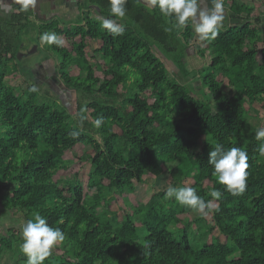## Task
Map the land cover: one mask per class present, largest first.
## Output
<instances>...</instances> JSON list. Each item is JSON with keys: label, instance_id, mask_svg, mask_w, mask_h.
Instances as JSON below:
<instances>
[{"label": "trees", "instance_id": "obj_1", "mask_svg": "<svg viewBox=\"0 0 264 264\" xmlns=\"http://www.w3.org/2000/svg\"><path fill=\"white\" fill-rule=\"evenodd\" d=\"M110 7L109 0H83L74 26L57 18L36 24L19 4L9 16L0 13V208L20 211L26 221L40 214L65 233L44 264H264V156L257 151L264 141L255 138L262 125L248 121L259 117L264 103L263 37L241 22L220 29L214 41H201L208 53L194 60L192 27L177 29L158 9L127 0L119 21L124 33L113 36L102 27ZM231 8L251 18L245 6ZM34 29L71 45L49 49L57 55L61 86L77 96L75 108L56 93L39 101L37 75L21 67L18 52ZM87 42H100V57L112 61L100 75L84 62ZM15 74L24 77V87L9 84ZM224 80L231 97L221 90ZM73 130L80 135L70 136ZM215 144L248 153L242 194L232 195L213 175L208 161ZM75 148L74 158L90 173L57 178L70 166L59 155ZM164 172L175 185L194 181L190 187L206 201L213 189L222 198L207 217L165 199V191L133 205L130 196L144 177ZM118 197L121 220L108 209ZM12 231L4 229L0 255L14 246Z\"/></svg>", "mask_w": 264, "mask_h": 264}, {"label": "clouds", "instance_id": "obj_2", "mask_svg": "<svg viewBox=\"0 0 264 264\" xmlns=\"http://www.w3.org/2000/svg\"><path fill=\"white\" fill-rule=\"evenodd\" d=\"M19 11L27 12L34 8L38 0H16ZM110 17L102 18V27L113 36L124 33V27L119 21L124 20L127 14V0H109ZM210 7L203 8L201 0H147L150 10L158 9L159 13L173 21V27L183 30L194 28L201 41H214L219 35L225 20V0H209ZM42 43L62 47L64 40L54 32L41 35ZM36 91V88L31 89ZM86 117L81 116V127ZM95 127L103 124V118L95 120ZM80 132L73 130L70 136L76 138ZM255 138L264 141V127L255 131ZM260 156H264V142L257 149ZM209 165L213 168V175L218 178L220 185L232 195H240L246 190L249 168L248 153L240 147L225 148L222 144H215L209 153ZM213 199L205 200L198 195L195 188L190 186L169 185L165 190V199H174L178 204L187 207L193 212L207 217L216 207L215 201L222 198V192L213 189L209 194ZM21 251L27 257L25 264H44L51 257L53 250L64 244L65 233L58 227L49 225L47 218L35 214L32 219L21 224Z\"/></svg>", "mask_w": 264, "mask_h": 264}, {"label": "rangeland", "instance_id": "obj_3", "mask_svg": "<svg viewBox=\"0 0 264 264\" xmlns=\"http://www.w3.org/2000/svg\"><path fill=\"white\" fill-rule=\"evenodd\" d=\"M1 14L9 16L8 14H6V11L3 10ZM51 14L52 13H43V16L50 18ZM79 15V12H76L68 22H66L65 19L62 18L64 17L63 14H61L62 17L58 15L55 17L59 20V23L61 25L74 26L80 23V19L78 18ZM31 19L36 24L40 23V21L35 17L34 14H32ZM36 30L37 29H34L35 33L31 37L25 38V43H23L20 51L18 52L17 58L20 62L21 67L24 69L32 68V70H34V73L37 75L36 86L38 90L35 93L40 94L41 97L39 98L38 96L39 101H44L42 97L44 95L42 94H46V92V98L48 100L54 99L56 97L54 93H56L57 96L61 98V103H63L69 108H75L77 103V96L72 92L64 90L58 79V72L55 66L56 64H58L57 55L51 49H49L51 46L55 45H48L47 43H42L40 40L41 36L38 35V31ZM75 43L78 44L79 39L75 40ZM198 45L200 44L198 43ZM63 47L67 48L68 50H71L72 48L71 45H68L65 41ZM35 48L36 50H34ZM82 52L84 55V62L86 64H89L91 67L95 68L97 75H100L99 72L105 67L111 65L112 63L111 59L104 61L100 57V42H87L86 44H84ZM159 56L165 59V54L160 53ZM76 72L77 70H74V74H76ZM44 83H49V86H44ZM9 84L13 87H24L26 85V80L21 74H15L9 77ZM197 90L198 88H196L195 91ZM221 90L223 94L227 97H231L234 93L233 90L228 86L226 80L222 81ZM262 105L263 108L260 110L259 117L257 118L255 116H251L248 119V121L254 126L262 125V127H264V103ZM255 107L257 109H260V106L258 104H256ZM213 108L215 110L214 104ZM74 110L75 109H73L72 111ZM79 150V148H75L72 153L68 152L66 154L59 155V159L61 161H67L70 166L68 167L67 172L60 173L57 178H70L72 174H77L80 178H83L84 176L90 173V166L88 164H83L77 161V159L73 156V154H79ZM193 184L194 181L189 180L185 182L184 186H190ZM169 185L181 187L180 185H175L172 183L168 172H164L158 178H155L153 176H145L144 183L137 185L136 191L130 196V201L133 205L145 204L148 202V200L154 193L158 191H165ZM121 204L122 200L118 197L117 201L112 202L110 207L108 208L111 212L117 214L118 219L120 220L123 217V212L119 209ZM183 219L190 220L189 217H183ZM25 221L26 219L20 211H7L0 208V237L4 235V229H6V227H10L13 229L10 241L12 242V244L15 243L14 246L11 247L10 251L9 249L8 251L5 250L2 255H0V264H25L27 257L21 251V224ZM216 236H218V232H215L209 238V240L215 242ZM53 251H55V249Z\"/></svg>", "mask_w": 264, "mask_h": 264}, {"label": "crops", "instance_id": "obj_4", "mask_svg": "<svg viewBox=\"0 0 264 264\" xmlns=\"http://www.w3.org/2000/svg\"><path fill=\"white\" fill-rule=\"evenodd\" d=\"M142 1L147 4V0ZM82 2L83 0H38L36 6L34 8H30L29 10L31 11V17L32 14H34L39 21L56 18L55 16L57 15L62 17L61 14H63L64 17L62 18L65 19L66 22H68L76 12H79L78 9ZM233 3H238L251 10V18L247 19L244 13L236 14L231 8ZM17 4L19 3L16 2V0H0V13H2L3 10L6 11V14L9 15L13 9V6ZM201 4L205 9H208L210 7L209 0H201ZM225 7L227 11L225 14L223 27L221 29H229L239 25L241 22L249 21L256 26V28L260 32V35L263 37V41L262 44H260V47H264V0H225ZM43 13L52 14L51 17L48 18L46 16H43ZM192 29L194 31V28ZM198 43L200 45H198ZM201 51L204 54H207V51L203 50L201 40L196 34L193 46L189 54L194 60H197L199 59V53Z\"/></svg>", "mask_w": 264, "mask_h": 264}, {"label": "water", "instance_id": "obj_5", "mask_svg": "<svg viewBox=\"0 0 264 264\" xmlns=\"http://www.w3.org/2000/svg\"><path fill=\"white\" fill-rule=\"evenodd\" d=\"M34 50H36V48ZM19 58H20V56H19Z\"/></svg>", "mask_w": 264, "mask_h": 264}]
</instances>
